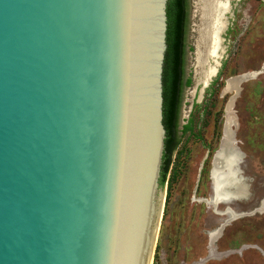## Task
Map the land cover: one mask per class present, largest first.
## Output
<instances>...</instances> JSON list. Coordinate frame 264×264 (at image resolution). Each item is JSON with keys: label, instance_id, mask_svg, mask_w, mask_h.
Masks as SVG:
<instances>
[{"label": "water", "instance_id": "95a60500", "mask_svg": "<svg viewBox=\"0 0 264 264\" xmlns=\"http://www.w3.org/2000/svg\"><path fill=\"white\" fill-rule=\"evenodd\" d=\"M167 2L0 0V264H151Z\"/></svg>", "mask_w": 264, "mask_h": 264}, {"label": "rangeland", "instance_id": "374dc122", "mask_svg": "<svg viewBox=\"0 0 264 264\" xmlns=\"http://www.w3.org/2000/svg\"><path fill=\"white\" fill-rule=\"evenodd\" d=\"M203 1L188 0L183 81L189 78L190 84L182 86L180 144L160 182L165 202L151 264H264V0H227L231 15L220 35L224 53L205 88L195 61L198 53L202 64L210 63L206 52L211 14ZM253 73L237 87L227 83ZM189 120L192 130L183 136L180 130ZM226 132L241 154L245 194L216 210L230 206L234 214H242L259 207L261 212L229 220L209 248V233L228 216L198 198L209 199L213 157Z\"/></svg>", "mask_w": 264, "mask_h": 264}, {"label": "bare ground", "instance_id": "6f19581e", "mask_svg": "<svg viewBox=\"0 0 264 264\" xmlns=\"http://www.w3.org/2000/svg\"><path fill=\"white\" fill-rule=\"evenodd\" d=\"M203 5L205 9L209 11L211 14V19H210L211 30L207 35L208 48L206 52L207 54L206 60H208L210 63L206 62L205 64L204 63L202 64L200 60V54L198 53L196 54L197 57L195 61H196L197 70H199L200 83L202 85V88H205L209 84L211 79L215 76L220 64L219 60L221 59V55H223L224 53L222 46H220V41H221L220 35L223 33V31L226 29L228 25L226 21V16L230 17L231 9L228 6L227 0L224 1L207 0L206 2H204ZM239 160H240V153H237L236 150L233 148V144L231 140L227 137V132H226L224 135V140L221 145V149L218 151V153L216 154V156L212 161L210 177H209L210 178L209 199L199 200L201 202H204L208 207H212L214 209V212L218 213L219 215L222 214L217 212L216 210V207L219 204L223 203L229 205L232 196L237 195L242 197L245 194L244 188L242 186L243 184L242 179L239 176L238 168H237ZM234 213L231 210L227 209L226 212L223 213L222 215H227L228 219H234L235 218ZM221 234H222V230L220 228H216L215 230L209 233L210 236L208 241L209 248L212 247V245L221 236Z\"/></svg>", "mask_w": 264, "mask_h": 264}, {"label": "trees", "instance_id": "16d2710c", "mask_svg": "<svg viewBox=\"0 0 264 264\" xmlns=\"http://www.w3.org/2000/svg\"><path fill=\"white\" fill-rule=\"evenodd\" d=\"M187 0H168L166 6L167 30L162 83H163V126L165 129L164 153L162 157L161 184L171 162V155L180 144L177 136L178 116L183 83L190 84V79H184V48L187 22ZM215 83V82H214ZM189 120L181 130L185 135L192 130Z\"/></svg>", "mask_w": 264, "mask_h": 264}, {"label": "flooded vegetation", "instance_id": "af4514ba", "mask_svg": "<svg viewBox=\"0 0 264 264\" xmlns=\"http://www.w3.org/2000/svg\"><path fill=\"white\" fill-rule=\"evenodd\" d=\"M186 12H187V17H188V0H187ZM186 23H187V22H186ZM185 34H186V33H185ZM185 48H186V46H185ZM185 48H184V52H185ZM240 164H241V162H240ZM240 164H239V167H240ZM201 199L205 200V198H198V200H201ZM206 200H207V199H206Z\"/></svg>", "mask_w": 264, "mask_h": 264}]
</instances>
